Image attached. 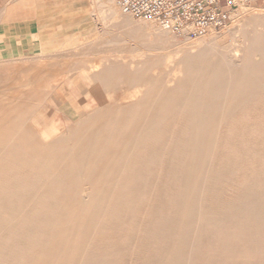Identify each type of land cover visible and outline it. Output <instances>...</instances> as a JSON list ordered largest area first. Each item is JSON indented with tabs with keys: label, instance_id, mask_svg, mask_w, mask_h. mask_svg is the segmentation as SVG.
Here are the masks:
<instances>
[{
	"label": "bare ground",
	"instance_id": "bare-ground-1",
	"mask_svg": "<svg viewBox=\"0 0 264 264\" xmlns=\"http://www.w3.org/2000/svg\"><path fill=\"white\" fill-rule=\"evenodd\" d=\"M100 1L124 30L123 40H146L147 48L126 61L89 60L88 67L79 66L91 83L81 107H74L78 87L69 80L72 74L63 73L56 83L69 82L57 95H72V105L62 113L63 131L57 130L58 116L47 122L49 109L57 114L63 105L43 110L41 103L10 102L0 109L3 156L15 155L8 147L25 143L18 134L26 121L35 122L38 115L45 121L40 137L48 145L41 155L15 160L53 177L55 193L48 204L24 215L21 251L15 259L5 253V262L123 264L126 257L134 264H264V131L258 132L264 112L257 127L234 117L251 114L263 91L264 36L254 35V18L229 30L233 40L241 39L233 49L234 63L219 46V36L178 41L154 21L132 22L116 0ZM164 62L169 68L160 79L151 71ZM57 75L38 70L29 81H44L49 94ZM95 90L102 98L92 104ZM119 90L130 97L128 104L113 99ZM175 114L180 118L174 120ZM241 166L246 182L233 203H223L216 194ZM109 232L115 241L101 244L99 238Z\"/></svg>",
	"mask_w": 264,
	"mask_h": 264
},
{
	"label": "rangeland",
	"instance_id": "rangeland-1",
	"mask_svg": "<svg viewBox=\"0 0 264 264\" xmlns=\"http://www.w3.org/2000/svg\"><path fill=\"white\" fill-rule=\"evenodd\" d=\"M234 1L235 5L231 9L230 19L226 26L209 30L207 34L219 36L217 38L219 46L226 51L228 57L235 63L233 49L239 43L238 40L241 39L239 37V39L235 38L233 40L229 30L236 28L248 18H254V27L257 30L254 35L257 37L264 36V0ZM101 2L100 0H0V109L7 107L10 102H25L27 106L31 103H41L39 109L50 108L49 104L43 105V103L50 101L48 99L50 95L57 93L58 90H56V87L48 94V90L44 89V81L30 82V76L34 75L38 70H51L55 76L58 74L53 81H50L54 85L59 84L56 82L63 73H67L68 76L72 74L69 80L75 81V85L78 87L75 91L77 102L74 107H81L82 100H85L84 93L89 89L91 83L85 78L86 71L79 69V66L80 68L88 67L91 64L89 60L92 62L100 59H121L126 61L138 56L140 53H137V50H145L147 48L146 40L129 38V42L124 41V30L110 20L109 14H107L108 11L106 12L104 7H102L103 4ZM234 10H239V12L237 11L234 14L232 13ZM129 18L132 19L131 17ZM132 22L136 23L137 21L132 19ZM139 22L141 21H138L137 24ZM30 23L38 24L37 33L40 34V39L36 37L35 39L37 40L35 41L32 38L34 40L32 42H22L21 39L23 38H20L19 41H12L14 26L23 27V25H29ZM170 35L174 36L178 41H183L187 38L186 36L171 33ZM195 38L190 37L189 41H194L196 40ZM150 52L157 53L159 51L152 50ZM256 58L258 59V57ZM168 63L164 62L159 67L154 68L151 73L160 79L164 78L169 68L167 66ZM14 77L21 79L14 82ZM67 82H69L68 79L63 81L62 86H65ZM143 89V86L139 87L140 93ZM124 90L131 93L133 89L130 91L129 89ZM124 90L123 92L122 90L117 91L113 98L115 101L120 102V105L128 104L130 100L127 94L124 97L126 92ZM262 90L260 95L255 98L256 103H258L256 109L246 118L241 117V113L238 112L234 116L236 119L242 118L245 123L255 127L260 124L263 120L264 112V110L262 111L264 107V86ZM89 96L92 104L99 103L102 98V94L98 90L92 91ZM71 97L70 92L60 96L57 105H63V108L57 114L49 109L47 122L50 123V120L58 116L56 123L59 124V128L57 130H64L62 128L64 123L62 113L65 115V112L70 108ZM175 115H173L174 120L180 118L177 114ZM171 118L172 116L168 119L170 123ZM44 122L38 115V119L33 122L34 125H37L36 128L32 122L26 121V124L22 125V131L18 135L19 141L26 139L24 144L19 142L20 146L25 148L24 154L21 147L16 149L13 146L8 148L9 150H16L17 153L15 155L11 156L12 153L7 156L0 155V264H8L4 260L5 253L10 257L12 255L15 259L21 251L22 246L19 244V240L24 239V236L19 235L18 230L24 226L22 225L24 215L29 216V214L34 213L36 208L42 203L47 202L48 204L50 200L47 201V199L55 195L50 184L54 180L53 177L39 175L38 169L31 168L29 162L22 164L20 160H15L17 156L22 155H25L27 160L41 155L39 151L48 145V142H44L43 136L40 137V132H43L42 127L45 125L43 124ZM236 122L240 127L241 123ZM11 125L16 129L19 124L13 121ZM62 131L57 134L59 136L62 135ZM261 131H264V125L261 126L258 132ZM66 132L65 130L64 136H66ZM31 135L35 139H32ZM59 136L57 135L56 137ZM262 136L264 138V133ZM257 137L254 135L253 138ZM246 173L247 169L241 166L239 171L234 176L232 175L233 177L230 181L224 180L216 194V198L223 203H233L232 201H235L240 193L241 185L246 182L244 179ZM74 180L85 179L75 178ZM12 201L15 204L3 206V204ZM9 222H13V225L9 226ZM29 224L27 223V225ZM99 240L101 244L107 241L113 242L115 241V233L109 232V234L103 235ZM119 243H122V241ZM138 245L141 249H144L145 241L140 240ZM3 261L4 263H2ZM121 262L128 264L129 261L128 258L124 257ZM129 263L134 264L132 262Z\"/></svg>",
	"mask_w": 264,
	"mask_h": 264
},
{
	"label": "built area",
	"instance_id": "built-area-1",
	"mask_svg": "<svg viewBox=\"0 0 264 264\" xmlns=\"http://www.w3.org/2000/svg\"><path fill=\"white\" fill-rule=\"evenodd\" d=\"M122 14L154 21L168 33L195 37L228 23L234 0H117Z\"/></svg>",
	"mask_w": 264,
	"mask_h": 264
},
{
	"label": "crops",
	"instance_id": "crops-1",
	"mask_svg": "<svg viewBox=\"0 0 264 264\" xmlns=\"http://www.w3.org/2000/svg\"><path fill=\"white\" fill-rule=\"evenodd\" d=\"M54 24V23H53ZM38 24H35V23H30L29 25H23L22 26H14V33L12 35V41H19L20 38H23L21 39L22 42H32V41H36L37 39H35L36 37L38 39H40V34L37 33L38 29H37ZM34 38V40L32 39ZM40 41V40H39ZM57 89H59V87H61V85H63V83H59L57 84ZM50 99V101H46L44 104H49V105H54V104H57L60 100V96L57 95V93H53L52 95H50V97L48 98ZM51 103V104H50ZM72 105V103H71Z\"/></svg>",
	"mask_w": 264,
	"mask_h": 264
}]
</instances>
